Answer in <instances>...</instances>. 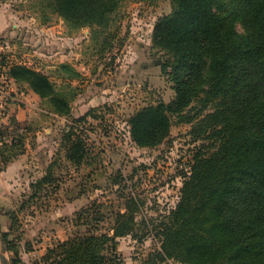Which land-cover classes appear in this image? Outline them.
Here are the masks:
<instances>
[{
	"label": "trees",
	"instance_id": "16d2710c",
	"mask_svg": "<svg viewBox=\"0 0 264 264\" xmlns=\"http://www.w3.org/2000/svg\"><path fill=\"white\" fill-rule=\"evenodd\" d=\"M124 1L27 0V4L43 23L58 16L70 28L89 27L92 38L102 36L103 43L111 45ZM169 1L171 10L157 18L151 38L161 51V70L174 95L136 109L127 123L133 142L149 148L166 140L175 119L190 124L188 133L199 143L183 171L178 200L161 215L137 219L142 203L130 196L124 210L113 212L112 225L103 232L88 219L91 209H83L76 222L87 214L84 222L92 223L88 233L49 247L42 264H121L117 237L125 235L156 239L144 264L167 259L183 264H264V0ZM57 68L62 86L27 65L9 68L17 83L48 104L49 112L74 122H67L62 148L31 184L33 197L55 182L58 187L61 156L77 167L97 160L80 125L89 116L98 118L96 108L73 115L76 88L67 79L78 78L81 72L70 62ZM10 123L15 131L1 144L0 169L25 152L27 127L19 132L16 115ZM4 126L0 125L1 137L9 127Z\"/></svg>",
	"mask_w": 264,
	"mask_h": 264
},
{
	"label": "rangeland",
	"instance_id": "374dc122",
	"mask_svg": "<svg viewBox=\"0 0 264 264\" xmlns=\"http://www.w3.org/2000/svg\"><path fill=\"white\" fill-rule=\"evenodd\" d=\"M0 8L11 16L12 23H19L25 34H32L28 43L9 38L11 53L49 75L58 86L63 82L57 68L59 59L76 63L81 76L67 79L76 88L73 115H85L91 107L81 105L94 99L98 116H89L80 123L97 160L77 167L61 156L60 166L56 167L61 175L58 187L55 182L33 197L35 188L31 184L62 148L67 122H74L49 112L44 100L29 98L28 87L15 81L19 88L17 96L23 92L29 100L12 103L9 116L0 118V125L9 126L7 134L0 136L1 148L14 135L15 126L10 118L17 116V104L26 110L25 124L20 121L19 130L21 133L23 125L27 127L25 163L15 173L11 172L20 162L13 163L14 160L0 169L13 165L9 172H0V234L10 259L18 264H42L49 247L88 233L92 223L84 222L87 214L76 222L83 209H91L88 219L95 221L96 231L103 232L111 227L113 212L124 210L130 196L138 197L142 203L137 219L145 215L155 217L173 207L179 197L183 171L189 168L199 143L192 141L188 133L190 124L175 119L166 140L149 148L133 142L127 123L136 109L160 100L169 101L174 95L171 81L161 70V51L153 47L151 38L157 18L171 10L170 1L125 0L118 10L113 29L116 36L111 45L104 44L102 36L92 38L89 27L70 28L58 16L43 23L27 0H0ZM52 25H60L59 42H54L50 31L43 30ZM9 243L14 245L12 250ZM156 245L152 235L142 240L125 235L117 237L116 251L121 264H144V258ZM159 264L183 263L167 259Z\"/></svg>",
	"mask_w": 264,
	"mask_h": 264
},
{
	"label": "crops",
	"instance_id": "0c3cea01",
	"mask_svg": "<svg viewBox=\"0 0 264 264\" xmlns=\"http://www.w3.org/2000/svg\"><path fill=\"white\" fill-rule=\"evenodd\" d=\"M19 26L20 25L18 22L12 23L11 16L5 11L4 8H0V36L8 37L10 39L16 38V40H18L19 42H21L20 40L22 39L24 43H28L27 39L30 40L28 38V36H31L32 34L29 32L27 34H25L24 31H22V29ZM59 26L60 25H52V26L48 27L47 29H43V30H48L51 32L50 36H52L54 38V42H59L58 41L59 39H57V38H61L60 36L57 35V33L60 31L58 29ZM59 60H61L60 63L65 62L64 59H59ZM67 62L73 63L72 61H67ZM74 65L76 66V63H74ZM76 68L80 71V69L77 66H76ZM27 91H28L27 93H28L29 98L32 97L33 99L40 100V96L37 93H35L33 90H31L30 88H27ZM22 94H23V92H21V95L19 94L20 102H27L29 100L28 96L24 97ZM89 102H88L89 104L85 103L81 106L84 107L87 104V106H89V107H94L96 105V104H94V99L89 100ZM17 105H18L17 106V117H18L19 121L23 122L26 120L25 118H27L25 115L26 110L24 108H22L20 106V104H17ZM55 115L57 117L63 118V116H59L57 114H55ZM24 156H25V154L21 153L16 158L13 159L14 160L13 163H15V162L19 163L20 162V165L16 164V166H15L16 169L14 168V171H12L11 173H15V171L21 170L23 163H25ZM11 166L13 167L12 163L9 166H7L4 170H1V171H3V173L9 172V170L11 169Z\"/></svg>",
	"mask_w": 264,
	"mask_h": 264
},
{
	"label": "built area",
	"instance_id": "2783aa9c",
	"mask_svg": "<svg viewBox=\"0 0 264 264\" xmlns=\"http://www.w3.org/2000/svg\"><path fill=\"white\" fill-rule=\"evenodd\" d=\"M13 64L27 65L22 58L11 53V40L0 36V118L4 119L10 114V105L20 101L17 96L19 88L9 74V68Z\"/></svg>",
	"mask_w": 264,
	"mask_h": 264
},
{
	"label": "water",
	"instance_id": "95a60500",
	"mask_svg": "<svg viewBox=\"0 0 264 264\" xmlns=\"http://www.w3.org/2000/svg\"><path fill=\"white\" fill-rule=\"evenodd\" d=\"M7 249L8 246L0 234V264H14L13 260L7 255Z\"/></svg>",
	"mask_w": 264,
	"mask_h": 264
}]
</instances>
